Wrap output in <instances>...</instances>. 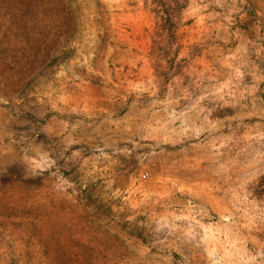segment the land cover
I'll use <instances>...</instances> for the list:
<instances>
[{
	"label": "rangeland",
	"instance_id": "1",
	"mask_svg": "<svg viewBox=\"0 0 264 264\" xmlns=\"http://www.w3.org/2000/svg\"><path fill=\"white\" fill-rule=\"evenodd\" d=\"M0 264H264V0H0Z\"/></svg>",
	"mask_w": 264,
	"mask_h": 264
}]
</instances>
